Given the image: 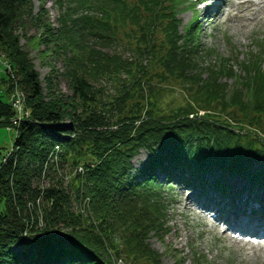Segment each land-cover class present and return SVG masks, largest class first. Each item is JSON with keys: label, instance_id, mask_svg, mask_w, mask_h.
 Returning <instances> with one entry per match:
<instances>
[{"label": "trees", "instance_id": "obj_1", "mask_svg": "<svg viewBox=\"0 0 264 264\" xmlns=\"http://www.w3.org/2000/svg\"><path fill=\"white\" fill-rule=\"evenodd\" d=\"M55 2L57 29L44 10L34 14L31 0H0V51L31 111L16 126L6 161L0 147V264H115L120 256L125 264H165L149 239L168 233L165 192L176 176L189 184L222 170L264 184V48L242 72L223 57L208 62L212 50L198 39V21L180 29L186 0ZM29 26L43 29L40 42L64 56L59 74L71 93L56 91L54 68L43 88L21 44ZM122 27L138 40L130 56L116 47ZM107 85L114 94H105ZM14 113L0 96V126ZM142 150L147 160L133 172ZM78 165L83 173H69ZM38 198L41 209L30 210L28 201ZM87 199L89 210L77 209L74 200ZM27 223L32 234L24 236Z\"/></svg>", "mask_w": 264, "mask_h": 264}, {"label": "rangeland", "instance_id": "obj_2", "mask_svg": "<svg viewBox=\"0 0 264 264\" xmlns=\"http://www.w3.org/2000/svg\"><path fill=\"white\" fill-rule=\"evenodd\" d=\"M31 1L34 14L44 10L46 21L52 27L57 29L61 26L59 21L60 9L57 7L55 0ZM222 1L203 0V3L195 5L196 0H186V3L180 6L181 10L178 13V18L181 21L180 29L183 32L184 26L197 18L200 25L198 39L203 47L212 50V53H207L208 62H216L218 58L223 57L234 64L236 71L242 72L241 64L248 57L263 52L264 8L262 5H257L255 9L249 10L246 6H241L233 10L236 12L242 9L244 11L242 17L235 13L227 17V13L231 11L232 2L236 3L238 0H231L227 3L223 1L221 10L224 14L221 20L218 19L215 10ZM253 16L256 17L255 20L248 18ZM28 19L29 17H26L27 21ZM24 29L25 36L22 35L21 44L30 52L35 68L40 73L42 86L46 89V76H57L56 74L65 70L64 56L59 57L57 53L51 50V48H54L53 44L46 46L40 42L39 39H41L44 32L43 29L40 30L31 26ZM121 30L116 47L123 51L126 56H130L133 53L132 50L137 46L138 40L134 36H127L126 32L131 33V29L122 27ZM137 35H141L139 30ZM158 36H161V34L158 33ZM130 43L132 46H130ZM47 47L50 49L47 50ZM69 55H72V53ZM52 68L55 69L56 74H50ZM4 74V71L0 73V96L6 101H10L6 85L1 83V77ZM223 80L231 88L235 85L234 78L224 77ZM54 82H57V88L55 89L58 93H71L67 79L61 74L57 76ZM100 83L105 85L103 81ZM101 84L97 83V86H102ZM155 86L159 87L158 85ZM176 88L180 91L181 86ZM115 89L112 85H107L105 94H114ZM172 98V94L166 95V100L170 101ZM16 131V127L0 126V147L3 154L12 147ZM147 157V152L142 150L133 159V172L143 165ZM261 166L262 163L257 162L254 164L253 170H257ZM233 179L227 185L234 189L237 196L248 193L242 192L243 189L249 191L248 186L255 187L254 189L260 193L262 190L264 191L260 183H254L243 177ZM165 193L169 196L168 233L164 239H160L156 235H152L149 239L151 245L160 252L165 264H173L177 256L184 258L186 264H264L263 248H252L249 244L245 246L227 236L225 237L224 235L229 233H222L223 228L216 225L220 220L216 221L212 218L211 213L202 212L192 192L188 191L186 187L184 188V185H177L174 181L173 189L167 190ZM254 193L256 192H253L250 196ZM74 204L78 208L80 207L77 200H74Z\"/></svg>", "mask_w": 264, "mask_h": 264}, {"label": "bare ground", "instance_id": "obj_3", "mask_svg": "<svg viewBox=\"0 0 264 264\" xmlns=\"http://www.w3.org/2000/svg\"><path fill=\"white\" fill-rule=\"evenodd\" d=\"M223 1L225 3H227L231 0H223ZM223 1L221 3H223ZM257 4H263V6H264V0H241L239 5H232L231 8L235 9V8L240 7V6H246L247 9H252ZM239 11L241 12V10H239ZM223 14L224 13H221L220 16H222ZM231 215L235 216L236 213L232 212ZM231 226H233V224H231ZM235 227L239 231H243V232H247V233L260 234V235L264 236V217L254 216L250 212V210H247V212H243L240 215Z\"/></svg>", "mask_w": 264, "mask_h": 264}, {"label": "built area", "instance_id": "obj_4", "mask_svg": "<svg viewBox=\"0 0 264 264\" xmlns=\"http://www.w3.org/2000/svg\"><path fill=\"white\" fill-rule=\"evenodd\" d=\"M20 101H21V98L20 99H18L17 101H16V103H15V105L17 106V108L19 109V111H21V103H20Z\"/></svg>", "mask_w": 264, "mask_h": 264}]
</instances>
